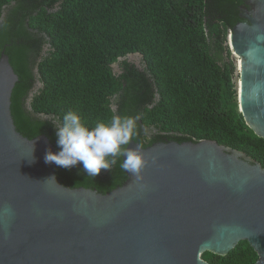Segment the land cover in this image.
Returning <instances> with one entry per match:
<instances>
[{
  "label": "trees",
  "instance_id": "trees-1",
  "mask_svg": "<svg viewBox=\"0 0 264 264\" xmlns=\"http://www.w3.org/2000/svg\"><path fill=\"white\" fill-rule=\"evenodd\" d=\"M243 5L242 0H0V57L5 49L19 76L12 96L17 130L29 139L46 135L59 151L54 124L69 110L89 124L113 115L139 116L133 140L144 148L215 140L264 168V138L239 110L229 46L231 31L244 20ZM130 53L142 54L146 65L124 60V72L117 74L112 65ZM122 161L118 157L95 177L82 162L56 166V173L66 186L106 194L127 180ZM202 257L210 264L259 260L247 240L226 256L206 251Z\"/></svg>",
  "mask_w": 264,
  "mask_h": 264
},
{
  "label": "water",
  "instance_id": "water-1",
  "mask_svg": "<svg viewBox=\"0 0 264 264\" xmlns=\"http://www.w3.org/2000/svg\"><path fill=\"white\" fill-rule=\"evenodd\" d=\"M242 1L244 20L229 35L239 110L264 138V0ZM18 81L4 49L0 264H210L204 252L226 256L243 240L264 264V168L257 160L215 140L157 142L142 146L139 178L126 172L124 184L106 194L72 188L59 181L55 162H45L48 150L58 152L51 140L17 130Z\"/></svg>",
  "mask_w": 264,
  "mask_h": 264
},
{
  "label": "clouds",
  "instance_id": "clouds-1",
  "mask_svg": "<svg viewBox=\"0 0 264 264\" xmlns=\"http://www.w3.org/2000/svg\"><path fill=\"white\" fill-rule=\"evenodd\" d=\"M138 120L139 116L113 115L107 122L89 124L76 110H69L58 125L54 124L59 151L48 150L45 162H55L64 168L82 162L87 175L95 177L102 169H110L117 163V158L122 156L125 158L120 168L139 178L146 164L142 145L126 147L136 136Z\"/></svg>",
  "mask_w": 264,
  "mask_h": 264
},
{
  "label": "rangeland",
  "instance_id": "rangeland-1",
  "mask_svg": "<svg viewBox=\"0 0 264 264\" xmlns=\"http://www.w3.org/2000/svg\"><path fill=\"white\" fill-rule=\"evenodd\" d=\"M231 51H232V49H231ZM232 54H233V57H234V60H235V64H236V67H237V72H236V76H235V82L237 84V82L239 80V77H240V71H239V67H238V57L235 56V53L233 51H232ZM127 58L130 59L131 62L137 64L139 67H143V66L146 65V60H145L144 56L142 54H140V53H130V54L127 55ZM239 66H241V61L239 63ZM114 67H115V71L118 72L119 71L118 70V68H119L118 63L114 64Z\"/></svg>",
  "mask_w": 264,
  "mask_h": 264
},
{
  "label": "flooded vegetation",
  "instance_id": "flooded-vegetation-1",
  "mask_svg": "<svg viewBox=\"0 0 264 264\" xmlns=\"http://www.w3.org/2000/svg\"><path fill=\"white\" fill-rule=\"evenodd\" d=\"M124 60H128V61L131 62V60L128 59L127 56H126V57H121V58L119 59V61L116 62V63H118V65H119V68H118L119 71H118V72L115 71V67H114V64H116V63H114V64L112 65L114 71H115L117 74H119V75L123 74V72H124L123 67H122V65H121V63H122ZM41 84H42V85H41ZM42 86H43V83L40 82V81H38V83H37V85H36V89H40ZM29 104H30V99L28 100V105H29Z\"/></svg>",
  "mask_w": 264,
  "mask_h": 264
}]
</instances>
